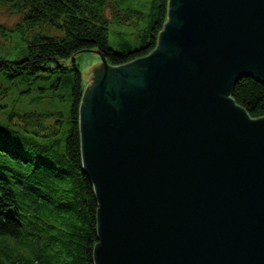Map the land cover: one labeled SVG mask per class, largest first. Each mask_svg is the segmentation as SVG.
Instances as JSON below:
<instances>
[{"label": "water", "instance_id": "95a60500", "mask_svg": "<svg viewBox=\"0 0 264 264\" xmlns=\"http://www.w3.org/2000/svg\"><path fill=\"white\" fill-rule=\"evenodd\" d=\"M169 5L144 84L80 127L95 264H264V117L232 95L264 82V0Z\"/></svg>", "mask_w": 264, "mask_h": 264}, {"label": "trees", "instance_id": "16d2710c", "mask_svg": "<svg viewBox=\"0 0 264 264\" xmlns=\"http://www.w3.org/2000/svg\"><path fill=\"white\" fill-rule=\"evenodd\" d=\"M109 1L0 0V6L22 17L6 35L16 42V52L0 53V77L10 84L2 83L7 93L11 86L31 84L40 73L55 74L56 81L41 92L68 91L69 107L67 119L31 112L9 124L0 111V264H95L99 203L83 169L84 87L73 57L97 50L110 64L120 65L151 53L169 8V0H154L153 18L139 45L116 51L109 44ZM121 9L140 13L126 2ZM129 17L118 21L129 23ZM45 25L64 30L65 36L48 37ZM232 95L252 118L264 117V82L244 77Z\"/></svg>", "mask_w": 264, "mask_h": 264}, {"label": "rangeland", "instance_id": "374dc122", "mask_svg": "<svg viewBox=\"0 0 264 264\" xmlns=\"http://www.w3.org/2000/svg\"><path fill=\"white\" fill-rule=\"evenodd\" d=\"M125 2L126 6L129 4L133 10L140 13H131L129 9L124 12L121 6ZM153 2L154 0L109 1L106 15L110 20L109 44L114 50L122 51L126 45H139L153 18ZM168 10V13H170V5ZM127 15L133 20L129 23L127 21L126 24L119 23L118 18H126ZM21 21L22 17L19 14H13L7 7L0 6V53H2L1 51L12 52L13 54L16 52L13 49L16 42L6 35ZM167 22H169V16L165 24ZM165 24L158 36L157 49L125 64L112 65L108 62L105 63L102 55L97 50L80 52L73 57L82 72L84 93L86 91L85 101L82 103V100L80 105V127L82 125V128H87L91 121L90 116L97 111L105 110L107 107L118 109L119 107H115L116 96L124 89L125 93H132L130 87L144 84L145 64L137 60L140 58L147 59L153 53L165 50L168 28V24L166 28ZM49 26L45 25L43 29L48 37L65 36L64 30ZM22 35L20 33V38L23 40L25 36ZM27 36L30 39V35L27 34ZM70 64L71 60L69 61ZM62 75L63 73L59 74L60 81L58 83L60 82V85L62 84ZM39 76L38 79H33L31 84L19 83L16 87L12 88L11 86L8 93L2 83H9L0 77V111L3 112L1 114L3 119L5 118L4 122L6 123L4 124H9L11 120L17 122L16 118H19L20 115L31 112H50L46 114H62L65 119L68 118V91L61 92L59 90L58 95L51 92L42 94L41 92L42 88L50 87L58 76H55V74L49 75L48 73H40ZM60 96L66 98L61 99ZM122 100L125 99L120 98V105ZM7 118H10V120H7ZM5 242L12 243L10 240Z\"/></svg>", "mask_w": 264, "mask_h": 264}]
</instances>
